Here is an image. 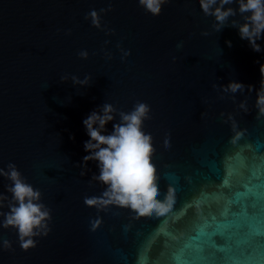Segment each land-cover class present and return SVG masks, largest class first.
Listing matches in <instances>:
<instances>
[{"label": "water", "instance_id": "obj_1", "mask_svg": "<svg viewBox=\"0 0 264 264\" xmlns=\"http://www.w3.org/2000/svg\"><path fill=\"white\" fill-rule=\"evenodd\" d=\"M112 3L103 19L116 34L106 36L84 14L107 0H0V167L14 162L53 217L51 232L27 251L15 229H0L13 241V250L0 247V264H264V117L257 119L255 90L234 102L213 88L235 80L258 90L264 39L256 52L235 27L212 31L214 17L199 0H170L160 16L138 0ZM106 39L111 60L100 51ZM118 41L131 49L126 62ZM64 74L92 81L75 85L61 81ZM245 96L248 112L238 106ZM137 100L152 110L144 131L153 137L159 198L171 186L174 204L164 215L137 217L117 206L98 212L84 204L105 187L88 183L97 162L88 161L84 176L77 166L89 155L83 120L107 102L130 111ZM229 113L244 130L235 142ZM8 183L0 177V191Z\"/></svg>", "mask_w": 264, "mask_h": 264}, {"label": "clouds", "instance_id": "obj_2", "mask_svg": "<svg viewBox=\"0 0 264 264\" xmlns=\"http://www.w3.org/2000/svg\"><path fill=\"white\" fill-rule=\"evenodd\" d=\"M170 0H138V4L146 13L152 16H160L163 7ZM203 14L206 17H214L211 29L220 32L225 26H232L239 30L241 39L249 42L250 47L260 52L261 44L258 40L264 39V0H199ZM238 5L233 7L232 5ZM107 7L91 9L84 14V20L90 22L92 27L100 29L106 36L116 34V29L104 22L103 17L114 11L112 0H107ZM228 7H225V6ZM59 31V30H58ZM72 29L65 31L71 35ZM201 35L208 36L210 32L204 30ZM110 39L104 41L103 52L106 60L113 59V53L107 48L111 44ZM231 47V41H227ZM178 49L183 48V41L177 44ZM120 51V59L126 62L132 55L131 49H126L122 41L116 43ZM81 59H88L89 51L81 49L77 52ZM177 57L173 56L175 62ZM261 82L260 88L256 90L253 85H245L239 81H231L227 85L213 84V88L224 94H232L235 102L236 94H244L256 91L257 99L255 107L257 119L264 117V64L260 66ZM61 81L71 79L73 84L87 86L92 81V76L85 75L81 79L78 75L64 74ZM49 86V85H48ZM46 86L44 89H46ZM247 96L239 101V108L248 112ZM151 106L143 101L137 100L130 111L117 108L113 103H105L99 110L92 111L83 124L90 137L85 141V151L89 153L83 157L81 166L84 170L80 175L87 174L88 161H96L99 173H93L88 181L89 185L99 182L104 185L99 195L84 197V204L94 207L98 212H107L112 206L132 210L137 217L149 216L153 213L164 215L175 201V189L169 186L163 199H160L161 190L158 183L157 167L153 163L155 148L153 137L144 131L145 121L152 119ZM221 117H225L222 112ZM111 132L107 130V124L112 121ZM231 121L235 142L244 134V130H238V124L234 116L229 113L225 122ZM165 148L170 147V134H165ZM0 177L6 178V192L0 191V229H15L20 248L27 251L37 246V237L47 236L52 228V209L43 202V192L27 181V178L19 170L14 162H9L7 167H0ZM11 194V195H8ZM7 208L8 211H3ZM99 216L90 220V227L95 231L101 224ZM0 247L4 250H13V241L0 236Z\"/></svg>", "mask_w": 264, "mask_h": 264}]
</instances>
